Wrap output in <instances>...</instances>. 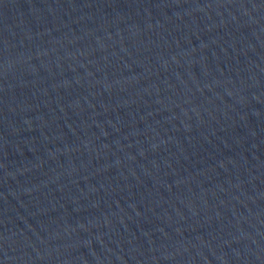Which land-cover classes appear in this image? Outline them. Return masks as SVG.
<instances>
[{
	"label": "water",
	"instance_id": "water-1",
	"mask_svg": "<svg viewBox=\"0 0 264 264\" xmlns=\"http://www.w3.org/2000/svg\"><path fill=\"white\" fill-rule=\"evenodd\" d=\"M0 264H264V0H0Z\"/></svg>",
	"mask_w": 264,
	"mask_h": 264
}]
</instances>
